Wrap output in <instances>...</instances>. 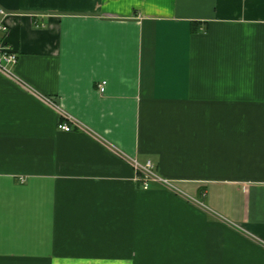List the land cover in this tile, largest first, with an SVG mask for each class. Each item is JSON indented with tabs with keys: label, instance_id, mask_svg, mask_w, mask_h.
<instances>
[{
	"label": "crops",
	"instance_id": "obj_1",
	"mask_svg": "<svg viewBox=\"0 0 264 264\" xmlns=\"http://www.w3.org/2000/svg\"><path fill=\"white\" fill-rule=\"evenodd\" d=\"M0 9V264H264V0Z\"/></svg>",
	"mask_w": 264,
	"mask_h": 264
},
{
	"label": "built area",
	"instance_id": "obj_2",
	"mask_svg": "<svg viewBox=\"0 0 264 264\" xmlns=\"http://www.w3.org/2000/svg\"><path fill=\"white\" fill-rule=\"evenodd\" d=\"M8 14L3 10L0 9V73L7 78L10 79H17L13 75V67L17 63V53L13 50L9 45H7L4 41V37L7 33V25L5 23V18ZM105 83L102 82L100 85V91L104 90ZM45 101L50 104L55 112L60 117V121L57 125V129L70 132L74 128L79 127L78 123L73 120V118L67 114L60 106L55 105L50 100L45 99ZM133 167L135 168L137 181L141 182L142 189H148V182L150 180H155L159 182H164V184H168L166 180H162L159 176H156L152 173V165L148 161L143 166H139L136 162H133Z\"/></svg>",
	"mask_w": 264,
	"mask_h": 264
},
{
	"label": "rangeland",
	"instance_id": "obj_3",
	"mask_svg": "<svg viewBox=\"0 0 264 264\" xmlns=\"http://www.w3.org/2000/svg\"><path fill=\"white\" fill-rule=\"evenodd\" d=\"M168 185V184H167ZM147 189H143V191H146ZM165 191H168V192H170V193H173V194H175V195H179V193H178V191L176 190V189H173V190H169V189H165ZM178 193V194H177Z\"/></svg>",
	"mask_w": 264,
	"mask_h": 264
}]
</instances>
